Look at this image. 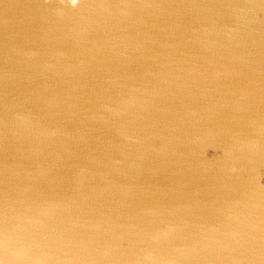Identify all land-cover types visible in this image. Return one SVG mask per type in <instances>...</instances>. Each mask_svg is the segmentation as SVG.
Segmentation results:
<instances>
[{"label":"water","instance_id":"1","mask_svg":"<svg viewBox=\"0 0 264 264\" xmlns=\"http://www.w3.org/2000/svg\"><path fill=\"white\" fill-rule=\"evenodd\" d=\"M0 264H264V0H0Z\"/></svg>","mask_w":264,"mask_h":264}]
</instances>
